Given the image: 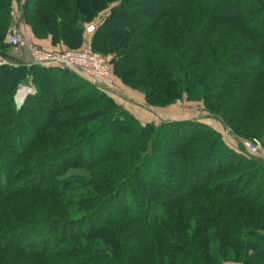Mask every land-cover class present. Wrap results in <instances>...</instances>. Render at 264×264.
Returning a JSON list of instances; mask_svg holds the SVG:
<instances>
[{
  "label": "trees",
  "instance_id": "16d2710c",
  "mask_svg": "<svg viewBox=\"0 0 264 264\" xmlns=\"http://www.w3.org/2000/svg\"><path fill=\"white\" fill-rule=\"evenodd\" d=\"M9 1L0 0L5 53ZM24 6L36 34L72 47L110 8L92 43L115 56L126 84L155 104L202 96L240 140L264 142V0ZM71 74L0 65V264H264L263 162L238 161L208 123L143 122ZM29 77L35 91L18 108Z\"/></svg>",
  "mask_w": 264,
  "mask_h": 264
},
{
  "label": "rangeland",
  "instance_id": "374dc122",
  "mask_svg": "<svg viewBox=\"0 0 264 264\" xmlns=\"http://www.w3.org/2000/svg\"><path fill=\"white\" fill-rule=\"evenodd\" d=\"M10 7H11V18H10V24L11 23H16L17 26L19 27L21 33L25 36L27 35V40L29 42L40 45V46H46L49 49L52 50H65V49H72V48H80L85 44L86 42L91 39L92 43V37L93 34L96 30L93 32H89L87 30V27L91 24H94L96 27L98 24L107 16L109 13V9L107 8L104 11H102L99 15H96L95 17L92 18V20L88 21L85 23V29L83 33V40L82 43L79 46L72 47L68 46L63 42L59 43H54L52 41L51 36H41L38 35L34 32L32 25H31V20L27 18V15H25L26 12V0H12L9 1ZM26 37V36H25ZM6 41V40H5ZM92 48L96 52H100L103 55H105L108 58L109 64L112 67V78H113V86L110 90H105L106 95L114 99L118 104H121L123 106H126V104L131 105L129 110L133 112L140 120L143 122H149L153 121L156 123H160L165 120H174V119H192V120H199L205 123L210 124L214 128H216L218 131H220L226 140V142L233 148H235L241 155H243V158H239L241 162H244L247 157H255L259 161L263 162L264 164V142L263 139H261L258 136H253L252 138H245L240 140L238 136H236L230 128H226L222 120L217 118L213 112H211L206 105V99L203 98L202 96H195L191 95L187 91L184 92L183 96L179 99H177L175 102L170 103V104H159V103H150L146 97L145 93L143 92L142 89L133 87L129 84H126L115 72V56L111 53L104 52L102 50H99L93 46L92 43ZM6 53L8 54L9 60L12 58V56L22 58L23 60H27L26 64L28 63V57H27V52L22 49L20 50H15L12 48L7 42H6ZM137 53H134L133 55H136ZM264 54V52H263ZM29 65V63H28ZM32 65V64H30ZM65 68V67H64ZM71 78L75 79L77 82L79 81L80 84L85 85L84 88H86V84L89 83L92 85L90 82L86 80H79L80 74L76 72L75 70L70 69ZM33 80H31V77L26 79L25 83H31L32 84ZM26 86H22L21 89H26ZM96 87V86H95ZM19 88V86H18ZM18 88L16 93L14 94L16 96L18 92ZM20 89V90H21ZM28 89H26V92ZM34 91H35V86H34ZM25 92V93H26ZM20 95L19 97H23L25 95ZM96 104H93L94 106ZM90 106V107H92ZM85 108H81L80 110H84ZM30 123L33 124V121L30 120ZM39 127V126H38ZM239 138V139H238ZM240 142L242 144L244 143H249V142H256L258 148L257 153H252L250 151H246L244 148H239L240 147ZM211 165V164H210ZM78 172H82L83 170H75ZM240 172H233L232 174H227L221 177H230L233 175H237ZM210 226V225H209ZM178 256H180V252H175ZM116 261H113L112 264H116ZM224 264H242V263H233L231 261H226Z\"/></svg>",
  "mask_w": 264,
  "mask_h": 264
},
{
  "label": "built area",
  "instance_id": "2783aa9c",
  "mask_svg": "<svg viewBox=\"0 0 264 264\" xmlns=\"http://www.w3.org/2000/svg\"><path fill=\"white\" fill-rule=\"evenodd\" d=\"M95 28L96 26L91 24L87 27V30L93 32ZM6 42L17 51H22V49H24L27 52L29 65L40 64L46 66L66 67L75 70L84 79L103 90H110L113 86L112 67L109 64L108 58L92 48L91 39L80 48L57 51L49 49L46 46H40L29 42L21 33L17 24L11 23L9 25ZM1 53L2 52H0V65H17L20 63L14 61L12 58L9 60L7 53L5 56ZM17 58L21 59L22 62H27V60H23L19 57ZM25 84L27 83L22 82L19 85H21V87L27 86L29 88V94L33 93L34 85L31 83H28L27 85ZM243 145L247 151L252 153L258 152L259 146H257L256 142L243 143Z\"/></svg>",
  "mask_w": 264,
  "mask_h": 264
},
{
  "label": "water",
  "instance_id": "95a60500",
  "mask_svg": "<svg viewBox=\"0 0 264 264\" xmlns=\"http://www.w3.org/2000/svg\"><path fill=\"white\" fill-rule=\"evenodd\" d=\"M1 54H2L3 56L6 55L5 52H2ZM12 59H13L14 61H17V62H22L21 59H18V58L15 57V56H12ZM20 89H21V85H19L18 92H17V94H16V96H15V101H16V104H17V107H18V108H20V107L23 105V103H24L26 97H27L28 94H29V91H27L23 97H19Z\"/></svg>",
  "mask_w": 264,
  "mask_h": 264
},
{
  "label": "bare ground",
  "instance_id": "6f19581e",
  "mask_svg": "<svg viewBox=\"0 0 264 264\" xmlns=\"http://www.w3.org/2000/svg\"><path fill=\"white\" fill-rule=\"evenodd\" d=\"M26 87H27V86H26ZM26 87H25V88H26ZM26 89H29V88L27 87ZM26 89H21V90H20V95H23V94L26 92Z\"/></svg>",
  "mask_w": 264,
  "mask_h": 264
},
{
  "label": "crops",
  "instance_id": "0c3cea01",
  "mask_svg": "<svg viewBox=\"0 0 264 264\" xmlns=\"http://www.w3.org/2000/svg\"><path fill=\"white\" fill-rule=\"evenodd\" d=\"M25 36H26V38H27V35H25ZM28 41H29V40H28ZM25 85H27V84H25ZM130 106H131V105H129V104L127 105V104H126L125 107H126V108H128V107L130 108ZM129 108H128V109H129Z\"/></svg>",
  "mask_w": 264,
  "mask_h": 264
}]
</instances>
